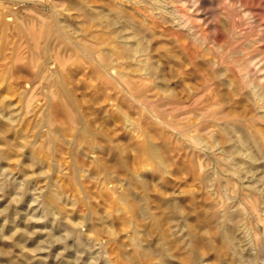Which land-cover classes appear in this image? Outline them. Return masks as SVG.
Instances as JSON below:
<instances>
[{
  "label": "rangeland",
  "instance_id": "374dc122",
  "mask_svg": "<svg viewBox=\"0 0 264 264\" xmlns=\"http://www.w3.org/2000/svg\"><path fill=\"white\" fill-rule=\"evenodd\" d=\"M200 1L0 0V264H264V0ZM69 41L94 55L64 60L53 98L48 56ZM115 57L151 79L108 85L94 61Z\"/></svg>",
  "mask_w": 264,
  "mask_h": 264
},
{
  "label": "bare ground",
  "instance_id": "6f19581e",
  "mask_svg": "<svg viewBox=\"0 0 264 264\" xmlns=\"http://www.w3.org/2000/svg\"><path fill=\"white\" fill-rule=\"evenodd\" d=\"M166 1V0H165ZM201 1L200 0H170V3H183V4H185V7L186 6H190V7H196L199 3H200ZM157 3H158V1H157ZM156 6V5H155ZM163 8H165V7H163ZM180 8V7H179ZM182 9H184V8H182ZM118 12V11H117ZM125 12V11H124ZM127 12V11H126ZM166 12V11H165ZM179 12V11H178ZM182 12V11H181ZM122 13V12H121ZM55 14H57V13H55ZM103 14V13H102ZM108 14V13H107ZM180 14H182V13H180ZM179 14V15H180ZM185 13H183L182 15H180V16H186V20H187V22H184V23H186V25H188V24H190V23H188V20H189V16L190 15H187V14H185ZM110 15V14H109ZM126 16L125 17H123V22L125 23L124 24V30H132V32L133 33H135L136 35H140V34H143L145 31L143 30V27L145 26L143 23H139L138 21V25L135 23L136 21H134L133 19L135 18H133L132 16L133 15H131L130 16V13H127V14H125ZM164 15V14H163ZM57 16H58V14H57ZM144 16V15H143ZM103 17V16H102ZM145 17V16H144ZM191 17V16H190ZM205 17V16H204ZM180 18V17H179ZM179 18H177L178 20H180ZM185 18V17H184ZM211 18V17H210ZM209 18V19H210ZM104 19V18H103ZM120 19H122V18H120ZM174 19H175V17H174ZM185 20V21H186ZM42 21H44L43 19H42ZM104 21V20H103ZM182 21H183V18H182ZM181 21V22H182ZM191 21V20H190ZM45 22V21H44ZM121 22V21H120ZM107 23V22H106ZM183 23V22H182ZM183 23V24H184ZM45 24V23H44ZM139 24H143V25H139ZM179 24V23H178ZM180 25H181V23H180ZM185 26V25H184ZM233 26V25H232ZM182 28H183V26H181ZM186 27V26H185ZM191 27H193V26H191ZM191 27L189 26V28L191 29ZM67 28V27H66ZM108 28H110V27H108ZM149 28V27H148ZM148 28L146 29V30H148ZM189 28H188V30H189ZM195 28V27H194ZM60 28H58L57 30H59ZM149 30H150V28H149ZM148 30V31H149ZM187 30V31H188ZM155 31V30H154ZM124 32V31H123ZM132 32H130V33H132ZM189 32V31H188ZM192 32V31H191ZM196 32V31H195ZM198 32V31H197ZM59 32L57 31V34H58ZM56 34V35H57ZM196 34V33H195ZM52 35V34H51ZM112 35V34H111ZM116 35V34H115ZM121 35V34H120ZM133 36H135V35H133ZM141 36V35H140ZM197 36V35H196ZM149 37H151V36H149L148 35V38L146 37V39H149ZM135 38V37H134ZM143 38H144V36H143ZM213 38V37H212ZM142 38L140 37V39H139V41H138V48H137V46L135 45V46H133L132 45V43L130 44L131 46H133V47H136L137 48V53H144V52H147V48L145 47V45L143 44V40H141ZM72 40V39H71ZM138 40V38H136V41ZM228 41V40H227ZM62 42V41H61ZM60 42V43H61ZM69 42H71V41H69ZM123 42H124V40H123ZM123 42H121V43H123ZM146 42V41H145ZM214 42V41H213ZM248 42H250V41H248ZM72 43V45L73 44H75L73 41L71 42ZM148 43V42H147ZM255 43V42H254ZM55 44V43H54ZM53 44V46H54V48H55V45ZM84 44V43H83ZM92 44V43H91ZM231 44H233V43H231ZM122 45V44H121ZM126 45V44H125ZM239 45V44H238ZM93 46V45H92ZM120 46V45H119ZM146 46H148L147 44H146ZM226 46V45H225ZM243 46V45H242ZM60 47V46H59ZM117 47V46H116ZM130 47V46H129ZM129 47H128V50H130V49H132L131 47H130V49H129ZM151 47V46H150ZM230 47V46H229ZM240 47V46H239ZM56 48H58V46L56 47ZM99 48V47H98ZM104 48V47H103ZM118 48V47H117ZM116 48V49H117ZM124 49V51H127L126 49H125V46L123 47ZM135 48V49H136ZM233 48H234V46H233ZM61 49V48H60ZM91 48H89V46H87V45H82V46H79V45H76L75 44V48H72L71 47V49H70V52H72V54L70 53V55H68L69 54V52H68V50H67V52H68V54H67V52L65 53L66 55H64V54H61V52H63V51H61V50H59L60 51V53H58V52H56V54H57V56L56 57H54L55 55L54 54H52V52H50V56H48V57H50V64L52 65V67L50 68V71H52V69H54V71H52V72H50V82H49V87H50V97L51 96H53L54 95V92H53V90H58V91H60V93L64 96V97H66V96H68L70 93H71V91H70V88H69V85H68V83H67V79L65 78V72H66V70H65V65H66V63H65V65H64V60L65 59H67L68 58V56H70V57H72V56H74L73 54H74V52H77L78 53V51L79 52H81V53H83L85 56H89L90 58H92L91 56L92 55H94V51H92V49L90 50ZM114 49H115V47H114ZM114 49H112V51L114 50ZM58 50V49H57ZM95 50V49H94ZM97 50V49H96ZM99 50V49H98ZM118 50V49H117ZM117 50H114V51H117ZM122 50V49H121ZM204 50V49H203ZM218 50V49H217ZM228 50V49H227ZM232 49H230V51H231ZM243 50V49H242ZM49 51H50V49H49ZM56 51V50H55ZM66 51V50H65ZM111 51V52H112ZM114 51H113V53H111V55H113L114 56ZM120 51V50H119ZM118 51V52H119ZM131 51H133V49L131 50ZM131 51H130V53H131ZM136 51V50H135ZM134 51V52H135ZM233 51H236V50H233ZM48 52V51H47ZM101 52V51H100ZM108 52V51H107ZM123 52V51H122ZM225 52V51H224ZM232 52V51H231ZM263 52V51H262ZM76 53V54H77ZM96 53H97V51H96ZM102 53V52H101ZM117 53V52H116ZM116 53H115V56H117L118 55V53H117V55H116ZM124 53V52H123ZM123 53H121V54H123ZM128 54H129V52H127ZM133 53V52H132ZM235 53V52H234ZM241 53V52H240ZM79 54V53H78ZM110 54V53H109ZM120 54V53H119ZM120 54V58L119 59H122L124 56H122ZM127 54V55H128ZM146 54H148V53H146ZM149 54H151V53H149ZM211 54V53H210ZM48 55H49V53H48ZM104 55H105V53H104ZM130 55V54H129ZM134 55H135V53H134ZM140 55V54H139ZM229 55H231V54H229ZM235 54H233V56H234ZM100 56V55H99ZM103 56V55H102ZM108 56H110V55H108ZM107 56V57H108ZM216 56V55H215ZM221 56H224V55H222L221 54ZM227 56L228 55H226L225 57H224V59L225 58H227ZM237 56V55H236ZM235 56V57H236ZM47 57V58H48ZM70 57H69V59H70ZM95 57V56H94ZM126 57V56H125ZM144 57H145V54H144ZM219 57H220V55H219ZM82 58V57H81ZM80 58V59H81ZM96 58V57H95ZM99 58V57H98ZM147 58H149V60H151V58H152V56H150V57H147ZM72 59V58H71ZM82 59H85V58H82ZM94 59V58H93ZM100 59V58H99ZM115 59H116V57H115ZM119 59H116V60H109L108 58H101V60L100 61H94V63L95 64H97V67H99V69L101 70V73H102V75H104V76H106L107 77V79H106V83L108 84V85H111V86H113L114 84H119V86H121L122 88H125L126 87V89L128 88V92H130L129 90H135V89H137V88H139L140 86H145L146 85V82L149 80V79H151L150 77H151V75H152V73H148V70L150 71V70H153L154 71V69H155V66L152 68V69H150L149 67H142V63H139V66H138V68H135V69H130V67H131V65H129L130 63H129V61H127V63H129L128 65H129V67H124V66H126L127 64H120V62H118V60ZM123 59H125V58H123ZM127 59V58H126ZM131 59V58H130ZM135 59V58H134ZM146 59V58H145ZM215 59V58H214ZM217 59V58H216ZM129 60V59H128ZM148 60V59H147ZM148 60V61H149ZM220 60V59H219ZM218 60V61H219ZM222 61H223V58L221 59ZM226 60V59H225ZM236 61H237V59H235ZM239 60V59H238ZM243 60V59H242ZM78 61H79V59H78ZM86 59H85V63H86ZM114 61H116V64L114 63ZM145 60H141V62H143V63H145L144 62ZM213 61V60H212ZM211 61V62H212ZM214 61H216V60H214ZM227 61V60H226ZM225 61V62H226ZM245 61H246V58H245ZM81 62H84V61H82L81 60ZM126 62V61H125ZM224 62V61H223ZM241 61H239L238 63H240ZM243 62V61H242ZM247 63H245V65L243 66V63H241L242 65H240V67H237V68H240L239 70L241 71V75L242 76H240V77H242V79L245 81V83H248V85H249V82H251L252 83V80H251V77L249 76L250 74H249V72H248V70H249V68L251 67V66H254V67H256V66H258L257 64H258V62H256L255 61V58H251V59H247V61H246ZM133 63V62H132ZM131 63V64H132ZM151 63V62H150ZM215 63V62H214ZM217 63V62H216ZM215 63V64H216ZM220 63V62H219ZM222 63V62H221ZM152 64V63H151ZM150 64V65H151ZM218 64V63H217ZM225 64V63H224ZM234 64H236V63H234ZM88 65V64H87ZM124 65V66H123ZM127 65V66H128ZM145 65V64H144ZM147 66V65H146ZM132 67H133V64H132ZM94 68H96V66L94 67ZM157 67H156V71H157ZM94 70V69H93ZM97 70V69H96ZM261 71H262V69H260ZM259 70V71H260ZM117 71V72H116ZM145 72V76H141V75H137L138 74V72L140 73L141 72V74H142V72ZM152 71V72H153ZM250 71V70H249ZM49 72V71H48ZM91 73V72H90ZM96 73H97V71H96ZM97 74H99V75H101L100 73H97ZM151 74V75H150ZM133 75H137V76H135V78H136V80L137 81H133L132 79L134 78V77H132ZM48 76H49V74H48ZM101 77V76H100ZM262 78V76L260 77V79ZM42 79V78H41ZM259 79V80H260ZM43 80H46V81H48L49 80V78L47 79V78H43ZM262 80V79H261ZM47 83V82H46ZM256 83V82H255ZM41 84H42V82H41ZM253 84V83H252ZM257 84L259 85L260 83H258L257 82ZM43 85V84H42ZM152 85V84H151ZM263 87V86H262ZM153 88V87H152ZM152 88H151V90H152ZM255 88H257V87H255ZM260 89H261V87H260ZM257 89H255L254 91H255V93H257L258 94V91H256ZM263 90V89H262ZM261 90V91H262ZM124 91V90H123ZM126 91V90H125ZM139 91V90H138ZM145 91V90H144ZM146 91H149V90H146ZM48 92V91H47ZM56 93L57 92H55V95H56ZM59 93V94H60ZM150 93V92H149ZM205 93V92H204ZM260 93V92H259ZM38 94V93H37ZM140 94V93H139ZM138 94V95H139ZM144 92H142L141 94H140V96L139 97H141V96H144ZM262 94V93H261ZM261 94H260V96H261ZM35 95V93H31V95H29L28 97H27V102L29 103L32 99H33V97H35L34 96ZM40 95V94H39ZM154 95L155 94H153V98L150 96V95H145V99H150L151 100V98L152 99H154V98H156V96L157 95H155V97H154ZM263 95V94H262ZM128 96V95H127ZM133 95H131L130 97H132ZM137 96V95H136ZM136 96H134V97H136ZM204 96V95H203ZM57 97V96H56ZM55 97V98H56ZM62 97V96H61ZM69 97H70V95H69ZM24 98V97H23ZM36 98V97H35ZM53 98H54V96H53ZM52 98V99H53ZM63 98V97H62ZM67 98V97H66ZM136 98H138V97H136ZM144 98V97H143ZM261 97H259V99H260ZM5 99V98H4ZM25 99H26V97H25ZM132 99H135V98H133L132 97ZM169 99V98H168ZM259 99H257V101L258 102H261V101H259ZM62 100H64V98L62 99ZM127 100H129V99H127ZM131 100V99H130ZM138 100V99H137ZM65 101V100H64ZM68 101V100H67ZM138 101H142V100H138ZM167 102H165L164 101V103H163V105H161V109H163L162 107L164 106H167L166 104H168V106H169V104L171 103L170 101H168V100H166ZM128 102V101H127ZM142 102H146V101H142ZM149 102V101H148ZM25 103H26V101H25ZM63 103H65V102H63ZM68 103H70V102H68ZM129 103H131V101L129 102ZM139 103H141V102H139ZM155 103V102H154ZM133 104V103H132ZM143 104V103H142ZM141 104V105H142ZM145 104V103H144ZM146 106L145 107H147L148 106V103L146 102ZM29 105V104H28ZM65 105V104H64ZM135 105V104H134ZM153 105V104H152ZM217 105V104H216ZM219 105H220V103H219ZM257 105V104H256ZM63 106V105H62ZM172 106V105H171ZM259 106V105H258ZM68 107V106H67ZM66 108V107H65ZM69 109H71V106H70V108L68 107V110ZM144 110H146L147 111V109H148V107L145 109V108H143ZM151 110V109H150ZM153 110H154V108H153ZM205 111V110H204ZM148 112H150V111H148ZM154 112V111H153ZM193 112V110H187V111H185V112H181V113H179V114H173V113H171V116H172V118L174 119H178L179 117H181V116H185V115H188V114H190V113H192ZM151 113V112H150ZM178 113V112H177ZM68 114H69V112H68ZM162 114V113H161ZM155 115V114H154ZM199 115V114H198ZM70 116V115H69ZM68 116V117H69ZM152 116V115H151ZM168 116V115H167ZM169 116H170V113H169ZM168 116V117H169ZM194 116V115H193ZM227 116H229V115H226V117ZM10 117V116H9ZM71 117V116H70ZM69 117V118H70ZM73 117H75V116H73ZM153 117V116H152ZM158 117H160V116H158ZM157 117V119H160V118H158ZM161 117H163L162 115H161ZM199 117V116H198ZM48 118H50L49 116H48ZM154 118V117H153ZM171 118V119H172ZM201 118V117H200ZM231 118H233V117H231ZM236 118V117H235ZM127 119V121L128 122H131L132 121V119H130L129 117L128 118H126ZM125 119V120H126ZM202 119V118H201ZM71 120V119H70ZM163 120V118H161V122L163 123V122H166V121H162ZM200 120V119H199ZM7 121V120H6ZM76 121V120H75ZM177 121H179V120H177ZM190 121V120H189ZM188 121V118L187 117H182V119H181V121H179V122H177L178 124H176L177 126H179L180 125V128L183 130V133H189V132H186V131H195V132H198V133H202L203 131H206L207 129H208V127H206V126H204L203 124H201V123H194L193 121H192V123H190ZM244 121V120H243ZM16 122V121H15ZM72 122V121H71ZM199 122V121H198ZM10 123V122H9ZM47 123L48 124H50V120H48L47 121ZM166 123H169V122H166ZM4 124V123H3ZM2 124V126H5V124L3 125ZM11 124V123H10ZM14 124V123H13ZM77 124V123H76ZM6 125H8V124H6ZM166 125V124H165ZM45 126H46V124H45ZM52 126V125H51ZM218 126V125H217ZM7 127V126H6ZM14 128V127H13ZM4 129H5V127H4ZM11 129V128H10ZM51 129L53 130V128L51 127ZM1 130V129H0ZM6 130H7V128H6ZM85 130V129H84ZM8 131V130H7ZM18 132V131H17ZM86 133H88L87 131L85 132V134ZM89 134V133H88ZM182 135V134H181ZM87 136V135H86ZM140 137V136H139ZM5 138V137H4ZM22 138V137H21ZM26 138V137H25ZM198 139H200V138H198ZM78 140V139H77ZM236 143V142H235ZM21 144V143H20ZM23 144V143H22ZM21 144V145H22ZM25 144H26V142H25ZM220 144V143H219ZM31 145V144H30ZM34 145V144H33ZM32 146V145H31ZM236 147V146H235ZM156 149V148H155ZM160 151H158V153H159ZM263 152V151H262ZM8 153V152H7ZM10 154V153H9ZM231 154V153H230ZM31 155V154H30ZM247 155V154H246ZM36 156V155H35ZM158 156V155H157ZM6 157H7V155H6ZM32 157H33V155H32ZM1 158V157H0ZM254 158H255V156H254ZM7 159H9V158H7ZM34 159V158H33ZM33 159H32V162H34L33 161ZM159 159H161V158H159ZM258 159V158H257ZM35 161H36V159H35ZM37 161H40V160H38V158H37ZM163 163V162H162ZM3 172H4V170H3ZM1 183V182H0ZM52 194V193H51ZM50 194V195H51ZM52 195H56V194H52ZM24 196V195H23ZM50 198H54L53 196H50ZM32 199V198H31ZM51 201L53 200V199H50ZM17 201V200H16ZM55 201V200H54ZM53 201V202H54ZM122 201V200H121ZM125 203V202H124ZM126 204V203H125ZM31 206V205H30ZM125 206V205H124ZM255 207V206H254ZM35 211V210H34ZM37 211V210H36ZM52 211V210H51ZM44 213V212H43ZM56 213V212H55ZM54 224V223H53ZM54 227V226H53ZM67 233V232H66ZM229 236V235H228ZM228 239L229 240H231V238H230V236L228 237ZM232 241V240H231ZM77 243V242H76ZM99 259V258H98ZM97 261V260H96ZM96 261H95V263H96Z\"/></svg>",
  "mask_w": 264,
  "mask_h": 264
}]
</instances>
